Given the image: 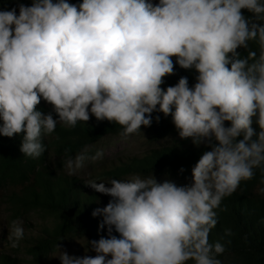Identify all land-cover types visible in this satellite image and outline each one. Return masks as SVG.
I'll return each instance as SVG.
<instances>
[{
    "label": "clouds",
    "instance_id": "9594fccd",
    "mask_svg": "<svg viewBox=\"0 0 264 264\" xmlns=\"http://www.w3.org/2000/svg\"><path fill=\"white\" fill-rule=\"evenodd\" d=\"M18 7V14L0 10V135L22 134L25 156L40 157L58 124L75 127L91 114L119 124L127 137L150 126L154 111L171 115L181 138L211 148L187 185L152 174L88 178L112 198L92 212L103 217L108 238L88 241L95 256L60 251L61 264H221L225 247L209 240L216 209L264 166V0H32ZM173 56L197 71L194 85L181 77L161 87L174 73ZM41 99L58 118L37 109ZM90 152L86 145L66 155L65 174L103 158V150ZM7 227L10 247H19L23 220Z\"/></svg>",
    "mask_w": 264,
    "mask_h": 264
},
{
    "label": "trees",
    "instance_id": "16d2710c",
    "mask_svg": "<svg viewBox=\"0 0 264 264\" xmlns=\"http://www.w3.org/2000/svg\"><path fill=\"white\" fill-rule=\"evenodd\" d=\"M151 2L155 4L158 0ZM19 3L31 5L32 0H0V10L17 8ZM69 3L78 5L82 0H69ZM242 12L246 16L251 15L246 9ZM251 47L255 49L256 45ZM237 51L242 56L246 55L243 48ZM171 58L174 73L163 78L161 87L174 86L181 77H187L189 86L194 85L197 71L182 68L176 63L175 56ZM37 109L58 118L53 106L43 99ZM157 115L160 116L158 122L155 120ZM152 116V124L142 125L140 131L149 132L153 142L167 138L174 141L143 154L127 156L104 172V176L124 179L133 174H156L184 181L191 179L192 167L202 153L211 148L203 143L198 146L191 138H181L171 115L165 117L162 112L154 111ZM225 125L230 126V122L225 121ZM252 126L259 131L255 121ZM121 131L119 124L99 121L94 116L71 128L58 124L54 133L44 137L46 150L38 158L25 156L20 151L22 134L13 137L0 135V191L9 189L7 201L13 217H29V212L34 211L48 218L39 224L36 233L24 235L22 239L28 262L0 251V264H61L53 259V255L68 239L84 237L91 241L108 238L107 226L99 228L103 217H94L92 212L106 206L112 198L87 185L85 176L66 175L63 161L66 155L74 156L86 145L94 144L107 135H119ZM54 157L59 162L52 161ZM216 211L218 222L210 230L209 240L224 245L225 252L218 257L221 264H264V166L254 169L251 179L241 181L236 191L225 197ZM226 229L231 230V235L225 234ZM112 234L119 238L114 228Z\"/></svg>",
    "mask_w": 264,
    "mask_h": 264
},
{
    "label": "rangeland",
    "instance_id": "374dc122",
    "mask_svg": "<svg viewBox=\"0 0 264 264\" xmlns=\"http://www.w3.org/2000/svg\"><path fill=\"white\" fill-rule=\"evenodd\" d=\"M21 4V3H19ZM18 4V5H19ZM17 14L19 12V7L16 8ZM93 116L90 114V117ZM174 140L172 138H167L159 142H153L151 140L150 134L147 131H138L135 134H131L127 137L119 135H107L100 141L88 145L91 146V152L89 155H94L97 150H103V158L91 161L87 160L85 162L84 168H82L77 175L88 178H97L99 180H108L111 177L104 176L103 173L117 164L120 160H124L127 156L143 154L149 151L151 148L161 146L163 144H170ZM75 156V155H74ZM52 161L59 162L56 157L52 158ZM158 182H164L165 180L172 181L178 186L187 185L192 182V177L188 181L172 179L165 176H158L152 174ZM128 177V176H127ZM125 177V178H127ZM124 178V179H125ZM97 181L98 183L100 181ZM106 186H110L106 184ZM9 189H2L0 191V251H6L10 254L23 259L28 262V254L24 247L22 240L19 242V247L11 248L10 242L8 241V227L7 225L16 219L23 220L24 235L30 233H36L39 224H43L48 219L43 213L29 212V217H19L14 218L9 202L7 201V193ZM60 251H66L70 255H75L83 257L85 255L95 256L96 253L92 250L91 245L84 237H74L68 239L63 245H61L56 253L53 255V259L61 263L58 258ZM110 258V257H109Z\"/></svg>",
    "mask_w": 264,
    "mask_h": 264
}]
</instances>
